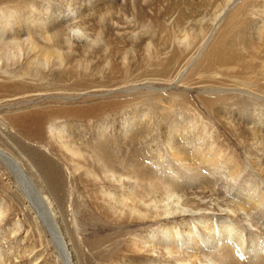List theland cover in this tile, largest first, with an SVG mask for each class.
<instances>
[{"label": "rangeland", "instance_id": "obj_1", "mask_svg": "<svg viewBox=\"0 0 264 264\" xmlns=\"http://www.w3.org/2000/svg\"><path fill=\"white\" fill-rule=\"evenodd\" d=\"M31 1L23 5L22 15L10 18L12 23H52L54 13L59 18L54 20L57 23H73L82 17L87 25L105 24L110 27L103 36L109 40L111 55L107 56V66L102 53L86 55L102 62V74L81 71L73 62L75 69L70 66L64 70L70 74L69 79L56 73L58 70L45 72L43 80L49 88L75 82L74 88L79 90L71 93V98L38 99L29 79L23 78L28 84L17 85L0 75L8 81L0 87V95L25 93L0 102V121L8 131L6 135L0 130V149L20 167L13 169L0 157V246L5 261L1 264H59L50 236L41 224L48 210L51 219L54 213L55 223L65 227L77 264H123L124 254H133L132 264H152L137 257L142 252L140 242L153 232L160 239L161 226L171 223L166 215L153 219L154 212L143 208L142 212H132L128 208L131 196L143 190L159 193L175 181V188L184 194L189 207L201 203L205 211L217 213L218 205L232 206L230 199L224 201L225 194L241 200L264 194V0ZM32 31L38 35L39 29ZM28 34L26 29L21 32L22 36ZM148 40L153 45L150 51ZM80 44L82 41L76 40V45ZM128 48L133 52H128L124 61ZM81 49L73 52L72 59L83 58L85 52ZM175 51L183 55L180 71H160V63ZM93 105L95 110L90 115L67 117L70 139L83 150V159H79L88 163L83 164L84 168H72L68 159L71 155L66 153L65 160L57 143L53 153L45 149L47 156L40 155L33 150V141L7 120L36 108ZM47 126L41 139L44 142L50 137ZM172 149L185 157L197 154L191 161L182 162L187 163L183 166ZM92 157H100L106 169L91 162ZM17 169L31 181L20 177ZM111 170L117 180L110 175ZM228 172L236 177L229 178ZM262 204L258 206L261 215ZM172 224L179 227L178 222ZM261 235L257 243L264 239ZM247 236L244 234V245L254 248L257 243ZM77 238L82 243L75 246ZM233 254L230 257L223 252L220 257L223 262L232 259L242 264V255Z\"/></svg>", "mask_w": 264, "mask_h": 264}, {"label": "bare ground", "instance_id": "obj_2", "mask_svg": "<svg viewBox=\"0 0 264 264\" xmlns=\"http://www.w3.org/2000/svg\"><path fill=\"white\" fill-rule=\"evenodd\" d=\"M27 1H30V0H0V75H5L7 78H9L10 80L9 82H11L10 84H17V85L22 84L24 82L28 84L29 82L27 83L26 81H23L24 80L23 78L29 79V81L32 82L29 84L32 85L34 96L38 99L39 98L51 99V98H57V97L58 98L70 97V95H72L71 93L79 90V89L74 88L76 83L73 82L72 84L69 85L68 84L69 81H68V83L66 82L67 83L66 85H59V86H55L56 88H49L50 84H46L47 81L44 82L43 80L45 78V72L53 73L55 70H58L56 71V73L58 72L60 76H67L68 72L64 71L65 68H67L68 70L70 66H73L72 64L74 63L76 65L75 67L79 68L80 70L82 69L81 71H95L97 73L102 74L103 73L102 69L99 68L102 62H99V59L93 60L90 58H86V55L89 52L102 53L103 59L105 61L104 65L105 66L109 65L110 60L109 58H107V56L109 54L108 48H109L110 43L107 37L103 36V33H106L108 30H110V27H107V25L105 24L87 25L85 23V20L82 17H80L79 20L77 18L78 21H75L73 23H70L68 21L66 22L60 21L59 23H57L54 20H57L58 15L54 13L51 14L52 20H53L52 23H48V21L40 22L41 24H38L37 22L36 23L32 22V24L31 25L29 24V26H25V25L20 26V24L12 23L10 21V18L15 14L17 16L22 15V10L24 8L23 5H25ZM32 1H35V0H32ZM226 1L229 2V0H226ZM70 6L71 5H69V7ZM76 6H79V5H76ZM79 7L82 8V6H79ZM224 12L222 15H224ZM70 21H73V20H70ZM54 22L57 24H55ZM23 29H26V31L29 33L27 36L21 35V32ZM34 29H39L38 35L33 34L32 30ZM76 40L79 42L82 41V44L78 46L82 48L81 49L83 50L82 53L85 52L84 55H82L83 58H80V59H72L73 52L79 51V47L76 45ZM151 40L147 41V44H146L147 48H149L150 46L153 47V45H150V42L152 43ZM130 51L133 52L131 48H128L125 50L124 52L125 54L123 55L124 61L127 59L126 55ZM149 51H150V48H149ZM179 51L183 52V50H179ZM180 55L182 54L176 53V51L174 53H170L167 56L166 62L160 63L161 65L160 71H165V73L166 71H177L180 62L183 59V55L182 56ZM216 56L217 55L215 54L214 58H216ZM218 61H220V59H218ZM23 65L24 66L26 65L27 67H24ZM170 65H173V66H170ZM168 66H170V69ZM21 67H24V68H21ZM32 67H34V69H32ZM18 69L19 71H17ZM111 73H112V70H111ZM5 76L4 78L3 77L1 78L2 80L0 79V87H5L6 84L8 83V81H6L5 79ZM68 76H70V74ZM68 76L67 78L69 79L70 77ZM180 77L181 76H179V78ZM90 87H96V86L91 85ZM24 94L25 93L23 91H20V93H13L9 95L10 97H8V95L6 96V95L1 94L0 102H6V98H10V99L14 98L12 100H15L17 97L20 98ZM78 94H82V93H78ZM65 104H68V103H65ZM94 110H95L94 105L92 107H87V106L66 107L64 106V107H56L55 109L36 108L33 111H27L24 113L22 112V113H17L15 115H12L11 117H8L7 120L10 124L15 126L16 131L24 135H27L28 140L33 141V143L36 145L33 148V150L37 151V153L39 152L40 155L47 156L45 154V149H46V153L47 152L53 153V151L56 149L55 143H57L60 149L59 151L62 152L60 154L65 158V160H66V153L70 154L71 157L68 158L70 160L69 164L72 165V168L78 169L80 167L84 168V166L88 163L87 162L85 163V161L82 160L83 159L82 157L84 154H82L83 150L81 151V148L79 149V146L77 145L78 143L75 140L70 139L72 137V134L69 131L71 130L70 129L71 125H69L70 120L68 119L70 116H74L77 118L85 117L93 113ZM0 122H1L0 123L1 132L8 135V131H6L7 127L5 123H2L3 121H0ZM3 124L4 126L1 127V125ZM46 125H48L47 126L49 128L48 133L50 134V137L47 140V142H44L41 139L44 137V133H45L44 131H45ZM170 133L173 134L172 132ZM178 134L180 135V133ZM180 136L182 139L185 138L184 135H180ZM172 152L174 154L173 155L174 158L176 157V160H178L179 163L183 166L187 165V163H182V162L186 161V159L187 160H190V158L194 159L196 156L195 154H197V153L192 152L191 155L189 154L190 155L189 157H185L183 155H180V153H178V150L176 151L172 149ZM80 156L82 159H79ZM0 157L1 159L6 160L7 163H9L11 167H13V169L20 168L18 163L13 161L14 159L6 155V153L2 152L1 149H0ZM110 158H107V159H109L110 161ZM98 159L92 157L91 162L100 165V168H103L105 170L106 164L104 162H101V160H98ZM85 160H88V159H85ZM124 161L126 160L123 159V162ZM83 164L85 165L83 166ZM113 165L114 164H112L111 166ZM17 170H18L17 173L20 177H22L26 181H29V182L31 181L26 175H23V172L22 174L20 173L19 171L20 169H17ZM124 170H126V168H124ZM110 175L115 177V174L113 171L112 173H110ZM228 175H229V178L231 179H234L236 177V175L231 172H228ZM174 182L173 184H167L168 186H163L162 191L159 193L143 190L141 194L139 193L140 195L136 194L133 198L132 196L130 197L132 203L130 206H128V208H130L132 212H142L141 208H143L147 210L146 212H149V211L154 212V214L153 213L151 214V217H153V219L154 217H156V215H166L168 216L169 223H171L169 225L164 224L167 221L163 223L164 225L160 223L162 225L159 230L161 231L160 239L158 235L155 234V232H153L151 235L149 234V236L146 238L143 237L144 239L142 238L140 242V247H141L142 252H141V255L137 257L147 259V261L145 260L146 261L145 263H151L153 261L152 264H239V261H232V259H230L229 261L223 262L220 256L223 252H225L226 255L230 257L234 256L233 253H238L239 255H242V257H240L242 259V264H264V239L259 240V242L257 243L258 241L257 239L261 238V237L260 238L258 237V234L261 233L262 235H264V220L262 217L264 213L263 215H261L260 214L261 212L259 211L260 207H258L259 205L261 206V204L264 203L263 202L264 194L262 195L261 193L260 196H253L254 199L247 196L243 198L242 200L240 199L241 197H236L234 195L232 196V198L231 197L229 198V197H226V194H225L224 201H226L227 199H230L229 202L231 203L232 206H227V208L226 207L222 208L220 205H218V209L214 208L215 210H217V213L215 211L208 212V211H205L204 208H201V203L195 202L194 208L189 207L186 203L184 194L183 193L179 194V192L181 191L175 188ZM178 183L179 182H177V185ZM37 193H38V196L41 194V193L39 194V192ZM137 196H139L137 199L139 207L134 206V203L136 202L135 198ZM148 200H151V203H146ZM51 214H52L51 211L48 210L47 217L42 216L41 218L42 221L41 220L40 221L42 222L41 224L45 227L46 232L50 236L49 240H50V243L53 245V249L55 251V256H56L55 258L56 261H58L59 264H77L76 261H78V259L76 257L75 249L72 243L70 242L69 238L67 239L68 234L66 232L65 227L63 225L61 227L57 223H55V214L53 213L54 218L52 219H51L52 217ZM159 219L161 220V218ZM169 219L172 220V222H170ZM175 222L176 223L178 222L177 224V226H179L178 228H176V226L172 224ZM244 234L245 236L247 234L249 237H251V240L255 241V244L257 243V245L254 248L253 247L247 248L244 245ZM154 235L157 236V238H154ZM76 240L77 241L74 240L75 246L78 245L79 243H82L81 238L79 239L77 238ZM13 241H16V240H13ZM216 244H218L217 247H214ZM251 246L252 245H250V247ZM135 247H138V245H135ZM3 252L4 250L0 246V261L4 263L5 261H4V256L2 254ZM150 252H154V254L155 253L156 254L151 255ZM130 255L124 254L123 257H125V260L123 264H132V261L130 260L132 259L131 256L133 254L131 256ZM135 261H136L135 263H137V260ZM121 263L122 261L120 262V264Z\"/></svg>", "mask_w": 264, "mask_h": 264}]
</instances>
